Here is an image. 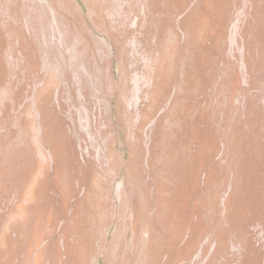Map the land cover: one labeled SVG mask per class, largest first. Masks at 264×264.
I'll return each mask as SVG.
<instances>
[{
  "label": "rangeland",
  "instance_id": "rangeland-1",
  "mask_svg": "<svg viewBox=\"0 0 264 264\" xmlns=\"http://www.w3.org/2000/svg\"><path fill=\"white\" fill-rule=\"evenodd\" d=\"M0 264H264V0H0Z\"/></svg>",
  "mask_w": 264,
  "mask_h": 264
}]
</instances>
